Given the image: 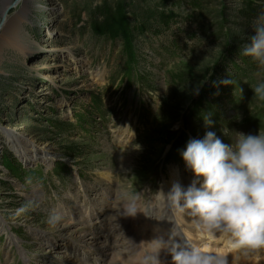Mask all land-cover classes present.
<instances>
[{"label": "rangeland", "instance_id": "1", "mask_svg": "<svg viewBox=\"0 0 264 264\" xmlns=\"http://www.w3.org/2000/svg\"><path fill=\"white\" fill-rule=\"evenodd\" d=\"M256 11L264 0H0V264H70L71 217L124 238L125 194L146 235L171 170L192 174L189 139L264 132V68L240 54Z\"/></svg>", "mask_w": 264, "mask_h": 264}, {"label": "clouds", "instance_id": "2", "mask_svg": "<svg viewBox=\"0 0 264 264\" xmlns=\"http://www.w3.org/2000/svg\"><path fill=\"white\" fill-rule=\"evenodd\" d=\"M252 27L254 35L240 54L264 68V11L256 16ZM223 83L231 84L229 80ZM253 92L264 101V79ZM211 115L209 112L203 117L206 127L213 125ZM179 155L194 179L186 187L174 183L167 195L163 194L177 212L193 217L194 227L205 238L214 241L224 237L229 249L264 248V132L237 133L234 143L225 144L215 131H206L203 138L189 139ZM125 198L123 216L134 217L138 212L136 198L126 194ZM60 219L59 214H50L47 223L54 227ZM177 235L170 231L169 239H152L155 248L140 264H160L161 250L171 255L172 264H228L220 252L187 241L182 244Z\"/></svg>", "mask_w": 264, "mask_h": 264}, {"label": "bare ground", "instance_id": "3", "mask_svg": "<svg viewBox=\"0 0 264 264\" xmlns=\"http://www.w3.org/2000/svg\"><path fill=\"white\" fill-rule=\"evenodd\" d=\"M5 23L6 19H4L0 28ZM121 138L127 139L126 132L119 133L118 139ZM101 172L102 173L100 174L102 180L107 181L111 176L109 170L103 169ZM170 178V183L166 184V195L171 190L174 183L178 182L184 187L191 183L190 179L187 180L188 184H182L178 181L179 177L177 178L175 170H171ZM161 194L163 195V193ZM162 195H160V197H164V195ZM123 208L124 205L119 210V220H116V225L124 226V238L122 239L121 234H114L117 232L115 225L110 230V234L106 236L109 238V242L107 239L104 241L101 240V237H99V235L95 232H83V230L73 225L71 222L74 221V217L69 219L70 222L67 220L68 222L62 225L64 228L70 229L76 237L78 243L77 245L83 248L82 252L84 254L80 255L81 259L79 264H103L101 262L102 258L109 259L111 264H140L142 257L151 254L155 248V244L152 242V239L160 236H163L165 239H169L170 231L174 234L178 233L176 238L182 244L187 241L189 244L199 246L202 249L220 252L227 257L228 264H260L258 261L247 259L248 250H233L227 248L226 239L222 236L218 237L214 241L205 238L194 227V218L188 216L187 214H179L176 208L167 199L163 202L155 204L156 209L154 211H156L155 216L158 220V225L156 224L155 228L150 231H145L146 235H138L136 230V227L138 230L142 227L148 228V222L145 221V218H143V214H140L138 211L135 217L123 216ZM105 222L107 223V220ZM102 223L103 221L100 222V225ZM72 225L76 228L73 229V227H70ZM100 227L101 226H99V229ZM93 230L98 231V228L95 227ZM116 243L119 244L115 247ZM79 247H76V249L68 254V256H71L70 259H74L73 261H75H71L70 264H77V260L79 259H77V256H79L77 251H80ZM165 248H167V245H165ZM86 257H89L90 260ZM159 260L160 264H172L171 255L167 252V250H161Z\"/></svg>", "mask_w": 264, "mask_h": 264}, {"label": "trees", "instance_id": "4", "mask_svg": "<svg viewBox=\"0 0 264 264\" xmlns=\"http://www.w3.org/2000/svg\"><path fill=\"white\" fill-rule=\"evenodd\" d=\"M260 12H261V11H256V12H254L253 15L247 19V20L249 21V22H248V24H249L248 26H249L252 30H254L253 27H252L253 22H254L256 16H257ZM247 64H248V63H247ZM247 64H246V65H247Z\"/></svg>", "mask_w": 264, "mask_h": 264}]
</instances>
